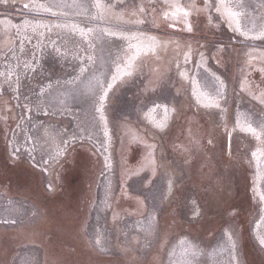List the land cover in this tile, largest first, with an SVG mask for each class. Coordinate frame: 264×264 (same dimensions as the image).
Returning a JSON list of instances; mask_svg holds the SVG:
<instances>
[{
  "label": "rangeland",
  "instance_id": "374dc122",
  "mask_svg": "<svg viewBox=\"0 0 264 264\" xmlns=\"http://www.w3.org/2000/svg\"><path fill=\"white\" fill-rule=\"evenodd\" d=\"M261 240L264 0H0V264H264Z\"/></svg>",
  "mask_w": 264,
  "mask_h": 264
},
{
  "label": "snow or ice",
  "instance_id": "6c2138e0",
  "mask_svg": "<svg viewBox=\"0 0 264 264\" xmlns=\"http://www.w3.org/2000/svg\"><path fill=\"white\" fill-rule=\"evenodd\" d=\"M189 30H191V27H189ZM109 87H111V85H109ZM260 243L264 245V240H261Z\"/></svg>",
  "mask_w": 264,
  "mask_h": 264
}]
</instances>
